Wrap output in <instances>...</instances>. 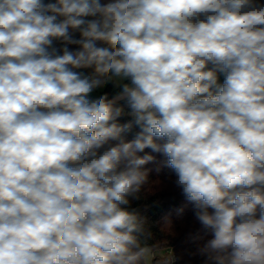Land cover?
Wrapping results in <instances>:
<instances>
[{
  "label": "clouds",
  "instance_id": "9594fccd",
  "mask_svg": "<svg viewBox=\"0 0 264 264\" xmlns=\"http://www.w3.org/2000/svg\"><path fill=\"white\" fill-rule=\"evenodd\" d=\"M146 148L213 233L206 264H264V5L0 0V264H148L152 233L126 207Z\"/></svg>",
  "mask_w": 264,
  "mask_h": 264
},
{
  "label": "trees",
  "instance_id": "16d2710c",
  "mask_svg": "<svg viewBox=\"0 0 264 264\" xmlns=\"http://www.w3.org/2000/svg\"><path fill=\"white\" fill-rule=\"evenodd\" d=\"M53 1L44 0V3H53ZM100 2L105 4L109 0H100ZM254 2L264 5V0H254ZM84 19L91 20L94 17H84ZM69 30L73 39H81L79 30ZM96 44L100 47L105 46L101 41H97ZM65 46L73 52L80 48L78 44L65 45L59 40L54 47L57 50L56 54L62 55ZM74 71H80V69H74ZM105 93L110 96L112 91L106 89ZM123 104L126 103L123 101L121 105ZM132 120V116L122 114L115 122L124 125ZM139 131V126L133 124L130 130L121 133V138L126 142L131 141ZM154 139L161 142L158 138ZM115 143L118 141H113V144ZM145 154L155 157L154 161L144 165V168L148 170V183L139 193V199L131 200L130 205L126 207L129 210L138 211L145 220L148 230L152 233L147 244L152 246L153 251L171 249L176 259L174 264H206L207 257L201 249L214 236L208 227L196 220V202L188 200L182 190L176 186V174L171 167L167 166L164 156L152 152L150 148L138 153L139 156Z\"/></svg>",
  "mask_w": 264,
  "mask_h": 264
},
{
  "label": "rangeland",
  "instance_id": "374dc122",
  "mask_svg": "<svg viewBox=\"0 0 264 264\" xmlns=\"http://www.w3.org/2000/svg\"><path fill=\"white\" fill-rule=\"evenodd\" d=\"M54 2H55V0L53 1V3ZM69 32H70V30H69ZM58 41L59 40H54L52 47L57 46ZM91 71H92V69H80V71H78V72H83L85 75H88V74L91 73ZM217 77H218L217 83L218 84H223V81H224V78H225L224 75L221 74V73H217ZM126 81H128V80H125L124 83H126ZM128 83H129V81H128ZM106 89H109V90L112 91V93L109 96V98L114 96L120 90L119 88L115 87L114 82H109V83H107L105 86H103L101 88L94 89L89 94V98L90 99L99 98L101 95L106 94L105 93ZM213 91H215V88H213ZM122 103H123V101L119 102L120 106L124 107V114H128L129 115L131 110L127 107L126 104L121 105ZM166 251L167 250H163V251L162 250H155V251H153L151 256L149 257L148 264H164V262H165L164 259H165V257H167Z\"/></svg>",
  "mask_w": 264,
  "mask_h": 264
},
{
  "label": "built area",
  "instance_id": "2783aa9c",
  "mask_svg": "<svg viewBox=\"0 0 264 264\" xmlns=\"http://www.w3.org/2000/svg\"><path fill=\"white\" fill-rule=\"evenodd\" d=\"M166 253H167V257H165L164 260L167 261V260L171 259L170 264H174L176 259H175L173 251L171 249H169L166 251ZM164 264H165V262H164Z\"/></svg>",
  "mask_w": 264,
  "mask_h": 264
}]
</instances>
